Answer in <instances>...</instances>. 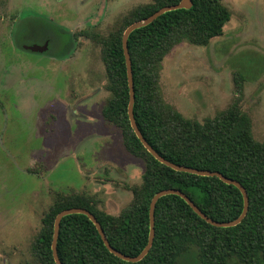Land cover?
<instances>
[{
  "label": "rangeland",
  "instance_id": "1",
  "mask_svg": "<svg viewBox=\"0 0 264 264\" xmlns=\"http://www.w3.org/2000/svg\"><path fill=\"white\" fill-rule=\"evenodd\" d=\"M152 0H0V264H36L31 244L58 195H84L118 216L144 163L102 116L109 93L100 47ZM223 35L183 41L163 60L159 89L184 118L203 122L236 97L264 142V0H222ZM264 264V261L261 262Z\"/></svg>",
  "mask_w": 264,
  "mask_h": 264
},
{
  "label": "trees",
  "instance_id": "2",
  "mask_svg": "<svg viewBox=\"0 0 264 264\" xmlns=\"http://www.w3.org/2000/svg\"><path fill=\"white\" fill-rule=\"evenodd\" d=\"M181 0H152L132 9L122 26L102 36L83 34L100 47L109 97L102 108L104 120L120 129L125 150L144 163L142 183L130 187L131 203L118 215L96 208L84 195H58L41 219L31 244L36 264H55L51 243L56 216L67 209L92 213L108 243L123 255L138 256L149 235V205L167 189L185 194L210 219L229 222L242 212L243 199L234 186L216 177L174 171L155 160L130 126L129 88L121 38L131 24ZM192 7L164 13L133 31L128 50L134 83L133 113L146 142L172 164L219 172L238 182L249 200L243 221L231 228H216L197 216L178 196L158 200L154 212V240L143 260L124 262L105 248L89 219L74 214L62 219L57 253L62 264H261L264 261V142L254 139L249 118L241 111L243 78L235 76L236 97L222 111L203 122L184 118L164 102L159 78L164 58L183 41L207 46L223 35L230 13L222 0H191Z\"/></svg>",
  "mask_w": 264,
  "mask_h": 264
},
{
  "label": "water",
  "instance_id": "3",
  "mask_svg": "<svg viewBox=\"0 0 264 264\" xmlns=\"http://www.w3.org/2000/svg\"><path fill=\"white\" fill-rule=\"evenodd\" d=\"M192 7V2L191 0H181V2L177 5L174 6H168L164 7L157 12H155L152 16L135 22L128 26L125 31L123 32L122 38H121V44H122V51H123V56L125 60V66H126V75H127V82H128V88H129V104L127 108V114H128V119L130 122V126L132 130L134 131L137 139L140 141L142 146L145 148V150L159 163L163 164L164 166L177 171V172H183L187 174H192L195 176H200V177H216L218 178L221 182H223L226 185L234 186L236 189L239 190L241 193L242 199H243V208L242 212L239 215V217L233 221L229 222H217L209 217H207L205 214H203L200 209L182 192L176 189H167V190H162L158 193H156L153 198L151 199L150 205H149V235H148V240L147 244L142 250V252L135 257H130L123 255L122 253L118 252L114 248L110 246L108 243V240L104 234V231L102 230L100 224L96 220L95 216L90 213L89 211L82 209V208H72V209H67L62 212H60L55 220H54V226H53V238H52V243H51V250H52V255L55 264H62L59 260L58 253H57V241H58V236H59V231H60V224L63 218L74 215V214H80L86 216L89 221L95 226L105 248L108 250L109 253H111L113 256L117 257L118 259L128 262V263H137L140 262L145 258V256L148 254L150 251L155 232H154V224H155V219H154V212H155V207L158 202V200L162 197L168 196V195H174L180 197L191 209L192 211L199 216L203 221H205L207 224L216 227V228H231L234 226H237L240 224L243 219L245 218L248 208H249V200L247 197V193L245 189L236 181L231 180L223 176L219 172H211L208 170H197L194 168H188L184 166H179L170 163L169 161L165 160L162 158L158 153H156L153 148L146 142V140L143 138L142 134L140 133L135 119H134V113H133V106H134V83H133V74H132V66H131V60H130V55H129V50H128V39L130 34L140 28H143L145 26H148L152 22H154L158 17L163 15L164 13L171 12V11H176L180 9H185L188 10Z\"/></svg>",
  "mask_w": 264,
  "mask_h": 264
}]
</instances>
